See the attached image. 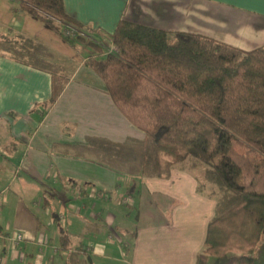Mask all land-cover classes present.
<instances>
[{"label": "crops", "instance_id": "crops-1", "mask_svg": "<svg viewBox=\"0 0 264 264\" xmlns=\"http://www.w3.org/2000/svg\"><path fill=\"white\" fill-rule=\"evenodd\" d=\"M19 4L0 0V38L23 35L47 46L69 80L46 111L52 75L0 53V264H67L77 246L90 264L93 256L108 260L99 264H195L216 200L198 192L191 173L174 168L170 179H142L148 186L141 187L137 219L122 228L131 235L127 256L123 240L115 241L110 203L89 197L91 187L114 191L118 174L72 148L90 137L124 142L145 133L121 113L87 62L107 55L123 18L254 49L264 45V0H64L66 12L85 27L75 45ZM72 194L82 200L70 202ZM60 226L72 240L69 249L54 244L62 243Z\"/></svg>", "mask_w": 264, "mask_h": 264}, {"label": "trees", "instance_id": "trees-1", "mask_svg": "<svg viewBox=\"0 0 264 264\" xmlns=\"http://www.w3.org/2000/svg\"><path fill=\"white\" fill-rule=\"evenodd\" d=\"M19 9L72 45L84 39L85 27L66 12L64 0H20ZM67 25L78 30L75 38L64 35ZM112 41L116 51L87 64L145 138L90 137L72 148L74 155L132 179H170L174 168L202 167L197 190L217 203L195 264H264V45L244 50L125 18ZM0 53L52 75V96L43 103L52 108L69 77L51 50L20 35L1 37ZM60 231L62 248L69 249L70 235ZM85 255L74 247L67 264H90Z\"/></svg>", "mask_w": 264, "mask_h": 264}, {"label": "rangeland", "instance_id": "rangeland-1", "mask_svg": "<svg viewBox=\"0 0 264 264\" xmlns=\"http://www.w3.org/2000/svg\"><path fill=\"white\" fill-rule=\"evenodd\" d=\"M181 171L188 172L189 170L182 169ZM201 172H202V167L194 169V171H190L189 173H191L194 176V178L196 179V181L198 183L197 176H201V174H202ZM119 176H121V175L118 174L117 187L114 191H103L102 190V192L97 191V193L96 192L93 193L94 187H91L88 190V193H89V197H91V198L102 197V198H100L101 200L98 199L95 201L96 203H99V205H101V206L104 203H106V201H108L110 203V207H111L112 211L117 215L116 224L114 226V228H115L114 234L116 235L115 241H118L119 238H121L123 240V246H124V245H126V243H128V245L130 244L129 238H131V235L126 233L124 230H122L123 224H128V223H132V222L136 221L137 210H138V205H139V198H140L139 194L141 192V187L142 186L147 187L148 185H145V183L142 181V178L138 177V176L134 177L130 184L125 183L126 179L119 177ZM133 183H135L136 186H135V188L130 190V185ZM179 183H177L176 185H179ZM149 195H151L152 198L155 199V202H157V198H158L157 196L158 195L153 193L151 191V188H150V194ZM72 196H74V197L70 198L71 199L70 202H80L82 200V198H77L79 196L78 194H72ZM93 201H94V199H93ZM216 203H217V201H216ZM114 239H115V237H114ZM79 243H80L79 241H76L74 244L77 245ZM54 244H58V246H59L61 243H59L57 241ZM118 245H119V243H118ZM95 248H97V247H95ZM129 249H131V248H129ZM129 249L126 248L125 246L123 247V251L125 252L126 256L130 254ZM58 256H56V258ZM93 258L96 259L94 264H99L100 260L104 261L105 263L108 262L107 259L105 260L103 258H98L97 256H93Z\"/></svg>", "mask_w": 264, "mask_h": 264}, {"label": "built area", "instance_id": "built-area-1", "mask_svg": "<svg viewBox=\"0 0 264 264\" xmlns=\"http://www.w3.org/2000/svg\"><path fill=\"white\" fill-rule=\"evenodd\" d=\"M77 34H78V30H77L75 27H73V26L67 25V26L65 27V29H64V35H65V36H68V37H70V38H75V37L77 36ZM111 51H116V48H115L114 44H113V46L109 49L108 52H111ZM0 197H1V195H0ZM22 237H23V236H22L21 234H17L16 237H14V239H15V241L18 242L19 240L22 239Z\"/></svg>", "mask_w": 264, "mask_h": 264}]
</instances>
